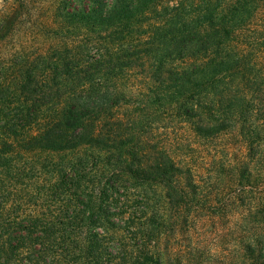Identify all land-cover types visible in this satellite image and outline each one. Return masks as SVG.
<instances>
[{
  "label": "trees",
  "instance_id": "trees-1",
  "mask_svg": "<svg viewBox=\"0 0 264 264\" xmlns=\"http://www.w3.org/2000/svg\"><path fill=\"white\" fill-rule=\"evenodd\" d=\"M220 1L75 0L0 57V264H264V133Z\"/></svg>",
  "mask_w": 264,
  "mask_h": 264
},
{
  "label": "rangeland",
  "instance_id": "rangeland-1",
  "mask_svg": "<svg viewBox=\"0 0 264 264\" xmlns=\"http://www.w3.org/2000/svg\"><path fill=\"white\" fill-rule=\"evenodd\" d=\"M75 0H0V22L8 18L12 22L10 29L0 38V57L10 54L20 48V43H27L32 37L40 39L48 27H40L43 23L54 26L63 21V16ZM221 14L230 21L235 18L236 34L241 52V89L243 109L252 105L250 120L254 132L264 133V113L259 108L264 107V0H221ZM44 31L40 32V29ZM8 32V33H7ZM250 57L252 63L246 67V59ZM247 68H250L247 71ZM251 74L254 79L251 98L247 88L246 77ZM243 113V119H245ZM245 126V124H243ZM244 147L242 151L244 152Z\"/></svg>",
  "mask_w": 264,
  "mask_h": 264
}]
</instances>
